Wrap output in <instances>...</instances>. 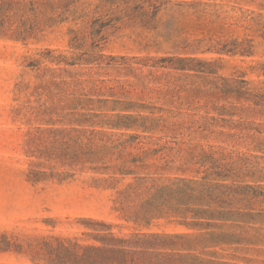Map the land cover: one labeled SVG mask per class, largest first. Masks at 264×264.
<instances>
[{
  "label": "rangeland",
  "instance_id": "obj_1",
  "mask_svg": "<svg viewBox=\"0 0 264 264\" xmlns=\"http://www.w3.org/2000/svg\"><path fill=\"white\" fill-rule=\"evenodd\" d=\"M36 1L25 11L39 25L35 35L14 39L7 24L0 36V247L8 245L0 264H43L32 258L40 237L92 242L82 234L90 231L83 218L103 220L122 234L203 232L171 219L142 228L126 222L112 199L130 177L116 175V182L88 169L86 150L78 148L90 137L124 142L130 151L212 150L264 172V149H254L251 137L256 129L264 136V110L253 104L264 99V0ZM234 47L248 52H217ZM58 55L95 60L51 62ZM58 68L85 82L43 83L50 76L45 70ZM70 107L97 117L78 125ZM116 114L131 115L136 125L110 127ZM30 137L72 149H27ZM253 226L228 229L240 240L183 254L179 264H264V225Z\"/></svg>",
  "mask_w": 264,
  "mask_h": 264
},
{
  "label": "trees",
  "instance_id": "obj_2",
  "mask_svg": "<svg viewBox=\"0 0 264 264\" xmlns=\"http://www.w3.org/2000/svg\"><path fill=\"white\" fill-rule=\"evenodd\" d=\"M36 2L0 0V36L5 34L3 28H7V24L12 27V34H16L14 39L25 41L35 35L39 25L34 17L26 16L25 11L36 8ZM76 36L78 35L70 39V46H75ZM240 48H222L217 52H239L240 55L248 52ZM93 58L88 55L66 59L58 55L51 62L73 66L91 63L95 60ZM174 60L183 62L195 59L177 57ZM175 68L185 69V66L177 65ZM47 71L50 76L43 83L48 85L77 86L85 82L79 78L78 73L61 68L45 70ZM44 75L39 78V83ZM263 102L264 99L258 98L253 104L264 110ZM67 109L72 116H78L72 121L78 125L93 124L89 118L97 117L95 113H78L75 107ZM115 117L118 121L107 123L112 128L130 129L136 125L130 121L131 115L116 114ZM137 128L150 131L154 126L139 124ZM82 131L83 134L86 133L85 130ZM255 131L257 135L251 136L257 141L252 144L253 148L264 149V136L260 138L262 131ZM89 134L94 136L92 131ZM134 138L137 137L132 136ZM85 140L78 148L86 150L82 154L83 165L92 164L87 168L109 173L111 181H118L116 175H120L122 179L130 177V181L123 187L115 189L112 199V209L118 211L126 222L142 228L148 227L154 220L171 219L187 228L204 231L192 234L139 229L122 234L114 232L113 225L103 220L83 218L85 227L90 231L82 234L92 242L81 243L76 238L62 236L40 237L38 244L32 249V258L43 260V264H179V257L183 254L206 251L211 246L240 240L228 229L264 225V193L259 191L264 185V172L245 165L241 158L234 159L231 153L204 149L130 151L124 149V142L113 144V140L104 141L101 138L99 142H104L100 144L90 137ZM28 143L27 149H72L70 145L59 143L56 139L41 141L39 137H30ZM106 143L113 145L107 146ZM171 171V176L166 175ZM246 178H250V182ZM6 248L8 245L0 247V251Z\"/></svg>",
  "mask_w": 264,
  "mask_h": 264
}]
</instances>
